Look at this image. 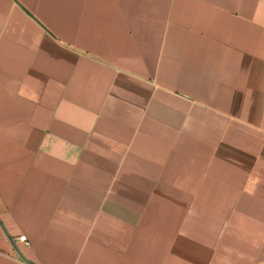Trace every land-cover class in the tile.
I'll return each mask as SVG.
<instances>
[{"label": "crops", "instance_id": "crops-1", "mask_svg": "<svg viewBox=\"0 0 264 264\" xmlns=\"http://www.w3.org/2000/svg\"><path fill=\"white\" fill-rule=\"evenodd\" d=\"M0 264H264V0H0Z\"/></svg>", "mask_w": 264, "mask_h": 264}, {"label": "built area", "instance_id": "built-area-1", "mask_svg": "<svg viewBox=\"0 0 264 264\" xmlns=\"http://www.w3.org/2000/svg\"><path fill=\"white\" fill-rule=\"evenodd\" d=\"M18 240H21V241H25L27 242V239H26V236L25 235H21L18 237Z\"/></svg>", "mask_w": 264, "mask_h": 264}]
</instances>
